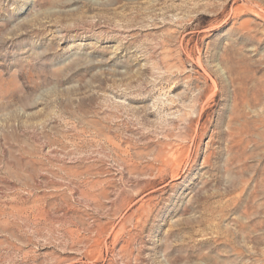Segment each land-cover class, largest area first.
<instances>
[{
  "label": "rangeland",
  "instance_id": "rangeland-1",
  "mask_svg": "<svg viewBox=\"0 0 264 264\" xmlns=\"http://www.w3.org/2000/svg\"><path fill=\"white\" fill-rule=\"evenodd\" d=\"M0 264H264V0H0Z\"/></svg>",
  "mask_w": 264,
  "mask_h": 264
}]
</instances>
